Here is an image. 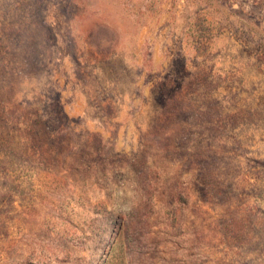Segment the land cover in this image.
Wrapping results in <instances>:
<instances>
[{
    "label": "rangeland",
    "instance_id": "374dc122",
    "mask_svg": "<svg viewBox=\"0 0 264 264\" xmlns=\"http://www.w3.org/2000/svg\"><path fill=\"white\" fill-rule=\"evenodd\" d=\"M0 264H264V0H0Z\"/></svg>",
    "mask_w": 264,
    "mask_h": 264
}]
</instances>
